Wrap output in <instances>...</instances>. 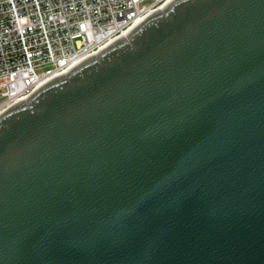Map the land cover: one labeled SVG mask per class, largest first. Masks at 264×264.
<instances>
[{
    "label": "water",
    "instance_id": "obj_1",
    "mask_svg": "<svg viewBox=\"0 0 264 264\" xmlns=\"http://www.w3.org/2000/svg\"><path fill=\"white\" fill-rule=\"evenodd\" d=\"M0 264H264V0H168L0 113Z\"/></svg>",
    "mask_w": 264,
    "mask_h": 264
},
{
    "label": "built area",
    "instance_id": "obj_2",
    "mask_svg": "<svg viewBox=\"0 0 264 264\" xmlns=\"http://www.w3.org/2000/svg\"><path fill=\"white\" fill-rule=\"evenodd\" d=\"M168 0H0V113Z\"/></svg>",
    "mask_w": 264,
    "mask_h": 264
}]
</instances>
